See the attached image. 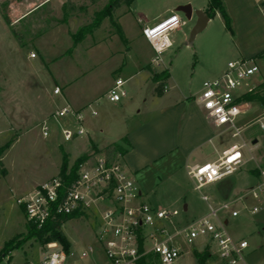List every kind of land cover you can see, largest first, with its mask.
Segmentation results:
<instances>
[{"label":"rangeland","instance_id":"rangeland-1","mask_svg":"<svg viewBox=\"0 0 264 264\" xmlns=\"http://www.w3.org/2000/svg\"><path fill=\"white\" fill-rule=\"evenodd\" d=\"M175 1L134 0L113 13L112 22L117 23L121 36L113 34L115 28L106 19L91 35L73 45L72 36L92 22L94 14L105 7L107 0H0V264L41 263L49 251L38 240L27 238L28 226L15 199L57 177L63 159H66L68 172L79 158L77 156L90 146L86 135L68 142L62 140L59 125L51 118L56 109L64 106L59 96L52 93L56 84H66L67 96L72 101L79 99V92L91 90L95 92L96 100L104 102L108 86L119 78L129 98V90L136 91V88L127 78L136 69L138 56L142 60L148 55L153 57L142 29L153 27L172 14L184 24L169 33L168 38L174 46L162 54V60L164 64L174 60L172 76L179 90L199 91L203 82L213 79L209 65L224 63L226 69V64L234 61V34L225 30L220 19H210L203 30L191 36L196 19L187 20L182 13L172 9L171 3ZM190 1L193 5L206 2ZM244 15V10L239 11L236 18L238 44L243 38L239 29ZM231 29L234 32L233 24ZM252 36L257 40L264 39V28H256ZM30 53H35L36 59H30ZM256 65L258 72L242 81L234 94H246L264 83V58L257 56ZM84 72L87 76L82 78V83H72L77 74H86ZM134 98L138 101L139 96ZM94 103L89 105L97 110ZM260 110L258 103L250 104L241 122L247 128L240 138H231L228 132L221 135L220 144L225 147L242 140L246 143L243 149L245 163L235 173L200 191L194 189L188 178L182 181L184 188H173L169 194L170 190L159 187L155 190L157 198L150 204L176 211L174 223L184 224L208 214L207 203L202 201L201 195H206L210 204L216 207L234 199L242 190L252 188L260 171L264 170V131L256 124L250 125ZM65 120L68 119L59 122ZM45 121L49 127L46 138L41 135V125ZM70 126L73 127V122ZM254 170L257 174H253ZM173 195L177 199L182 197L173 203L170 200ZM233 207L240 210V215L227 218L226 231L230 237L247 242L244 264H264V212L249 218L241 205ZM61 231L72 245L65 261L106 264L94 238L92 219H72L62 225ZM88 245L94 253L80 259L79 252ZM175 264L220 263L208 249L190 247Z\"/></svg>","mask_w":264,"mask_h":264},{"label":"built area","instance_id":"built-area-1","mask_svg":"<svg viewBox=\"0 0 264 264\" xmlns=\"http://www.w3.org/2000/svg\"><path fill=\"white\" fill-rule=\"evenodd\" d=\"M183 24L177 15L172 14L153 27L142 29V36L153 52L150 65H162V54L172 46L169 33ZM258 57L264 58V51ZM29 58H36L35 53H30ZM257 72L256 57L230 61L220 76L203 82L196 97L211 124L230 133L231 138H240L247 128L241 122L253 103L243 101L242 95L234 92L242 81ZM122 86L123 82L118 79L107 91L105 98L109 103H118L126 96ZM52 93L60 95L61 92L56 87ZM258 104L260 113L250 125L256 124L264 131V104ZM87 109L90 116H96L90 105ZM51 118L59 125L64 142L86 134L82 127L83 112L68 104L56 109ZM61 119L68 120L61 123ZM72 122L73 127L70 126ZM48 133L45 121L41 125V135L46 138ZM245 147L242 142L233 143L216 160L186 167V175L193 182L194 189L200 191L235 173L245 163L242 154ZM201 199L207 203L206 216L184 224L174 223L176 211L156 208L141 200L133 176L119 159L105 153H93L79 165L76 177L69 185L65 186L57 176L16 197L15 203L23 209L26 222L37 228L54 216L77 215L76 219H92L94 238L106 264H137L141 259H149L152 264H175L190 247L208 249L220 264H244L247 242L230 237L225 226L227 218L240 215L234 205H241L249 218L264 212V170L260 171L252 188L230 201L214 207L206 195H201ZM45 247L49 252L40 264H67L65 258L69 251L65 253L56 242L47 243ZM93 253V248L88 245L78 256L86 259Z\"/></svg>","mask_w":264,"mask_h":264},{"label":"crops","instance_id":"crops-1","mask_svg":"<svg viewBox=\"0 0 264 264\" xmlns=\"http://www.w3.org/2000/svg\"><path fill=\"white\" fill-rule=\"evenodd\" d=\"M223 3L234 28L232 36L234 61L254 59L264 51V39L257 40L252 36L256 28H264V0H223ZM206 4L207 0L197 5H193L190 0H176L171 3V7L175 10L178 6L189 5L192 12H203ZM242 10L245 15L239 32L243 38L238 44L235 23L239 11ZM194 18L192 16L190 20L194 21ZM213 18L219 16L215 15ZM209 21L210 19L207 23ZM247 33L251 35H246ZM171 43L170 49L174 46V42ZM150 60L151 55L144 60L138 56L136 69L127 78L128 82H134L136 91L130 89L129 98L125 96L118 103L96 100L97 97L94 96L96 94L91 90L82 92L83 94L79 92V99L75 102L68 98L66 84L62 86L56 84L54 87L60 89V95L55 96H59L64 105L68 104L74 110L83 112L82 127L90 146L80 156L84 154L91 156L93 153H108V156H115L133 176L141 200L148 204L157 198L155 190L159 187L170 190L168 194L173 188L176 190L184 188L182 181L188 178L186 167L212 162L228 148L220 144L221 135L226 131L215 128L196 102L201 89L196 92H183L174 85L173 59L165 62L166 64L162 60L160 70L150 65ZM209 66L212 72L210 77L213 79L225 71L224 63L220 65L214 62ZM162 70H167L169 77L163 94L158 97L154 93L155 83L152 76ZM84 73L86 74H77L72 83H82V78L87 76V72ZM114 82H111L107 90ZM135 95L139 96V102L135 100ZM94 101L98 121L96 116H90L87 109ZM122 139L126 140L124 144L121 143ZM242 143L246 145L243 140ZM112 144L122 145L123 152L116 155L109 153L106 147ZM65 152L70 156L68 151ZM255 180L257 182V179ZM176 197L173 195L170 200L175 203L182 196L180 195L178 199ZM183 211H186V206H183ZM71 249L72 245L69 242V251ZM67 264L71 263L68 261Z\"/></svg>","mask_w":264,"mask_h":264},{"label":"trees","instance_id":"trees-1","mask_svg":"<svg viewBox=\"0 0 264 264\" xmlns=\"http://www.w3.org/2000/svg\"><path fill=\"white\" fill-rule=\"evenodd\" d=\"M134 0H107L105 7L99 12L94 14L93 20L90 24L82 27L79 31L72 36L73 45L80 42L86 35H91L92 32L98 28V26L106 19L111 21V25L115 28L114 35L121 36V32L117 23L112 22V16L115 10L121 6H129ZM203 13L208 19H212L215 15H218L221 19L223 26L227 32L232 34L231 20L226 12L223 0H207L206 8ZM258 56V55H257ZM169 77L167 70H162L160 73H155L152 76V80L155 83L154 93L156 96H161L165 90V83ZM241 99L247 102L264 104V83L257 85L253 90L246 94H243ZM125 139L121 140V143H125ZM106 150L111 154H121L123 147L120 144H112L106 147ZM88 156H82L77 158L67 172V162L63 159L62 166L59 171V177L62 179L65 186L69 185L70 182L76 177V172L81 163H83ZM253 174H257L254 170ZM24 215V211L20 208ZM77 215L69 216H54L50 218L41 228H37L31 223L26 222L28 226L27 238H34L38 240L42 245L50 242L58 243L65 253L69 251V242L61 231V227L66 222L76 219ZM8 246V245H7ZM6 246V247H7ZM8 248V247H7ZM204 258V256H203ZM137 264H152L149 259H141Z\"/></svg>","mask_w":264,"mask_h":264},{"label":"water","instance_id":"water-1","mask_svg":"<svg viewBox=\"0 0 264 264\" xmlns=\"http://www.w3.org/2000/svg\"><path fill=\"white\" fill-rule=\"evenodd\" d=\"M175 11L182 13L185 19L187 20H190L192 16L195 17L196 22L192 29L191 36H194L201 30H203L209 20L202 11L192 12L191 7L189 5L178 6Z\"/></svg>","mask_w":264,"mask_h":264}]
</instances>
